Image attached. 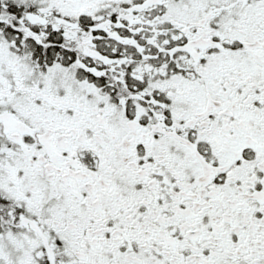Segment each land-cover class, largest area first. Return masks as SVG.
<instances>
[{
	"label": "snow or ice",
	"instance_id": "1",
	"mask_svg": "<svg viewBox=\"0 0 264 264\" xmlns=\"http://www.w3.org/2000/svg\"><path fill=\"white\" fill-rule=\"evenodd\" d=\"M0 264H264V0H0Z\"/></svg>",
	"mask_w": 264,
	"mask_h": 264
}]
</instances>
